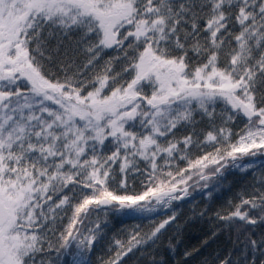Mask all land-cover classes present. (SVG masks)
<instances>
[{"label":"snow or ice","instance_id":"1","mask_svg":"<svg viewBox=\"0 0 264 264\" xmlns=\"http://www.w3.org/2000/svg\"><path fill=\"white\" fill-rule=\"evenodd\" d=\"M255 157L264 0H0V264H264Z\"/></svg>","mask_w":264,"mask_h":264},{"label":"trees","instance_id":"2","mask_svg":"<svg viewBox=\"0 0 264 264\" xmlns=\"http://www.w3.org/2000/svg\"><path fill=\"white\" fill-rule=\"evenodd\" d=\"M258 160L261 159L258 166H254L251 169L252 175L249 176L247 173L241 172H230L228 174V180L230 182L231 187L229 185H224L222 189L215 192V195L218 197L214 204V207L219 208L221 205L225 204L228 200H231L238 191L244 189L248 184L252 182L253 176L258 180L260 175L264 173V157H255ZM257 160V161H258ZM255 168V169H254ZM197 198L193 200L191 203L181 202L183 207L181 208V212L186 214L189 212L191 207L194 204H203L204 201L200 199L199 194H196ZM159 216H157V219ZM142 225L147 227V220L139 217H125L123 215H116L110 217L109 227L106 230L108 232L107 240L112 238V235H119L121 239L127 237L132 229H134L137 225ZM53 243L55 242V237L51 238ZM211 252V249L208 250ZM107 243H101L96 246L95 251L91 254L90 259L92 264H100L101 258H107ZM128 264H133V260H128Z\"/></svg>","mask_w":264,"mask_h":264},{"label":"rangeland","instance_id":"3","mask_svg":"<svg viewBox=\"0 0 264 264\" xmlns=\"http://www.w3.org/2000/svg\"><path fill=\"white\" fill-rule=\"evenodd\" d=\"M254 159V161H255V163L253 164V166H252V168L254 167V166H258L257 164H259L260 163V161H261V159L260 160H258L257 158H253ZM258 160V161H257ZM263 163H264V161H263ZM255 169V168H254ZM232 172H239L238 170H233ZM153 215H156V214H153ZM158 216V215H157ZM125 217H130V216H125Z\"/></svg>","mask_w":264,"mask_h":264}]
</instances>
